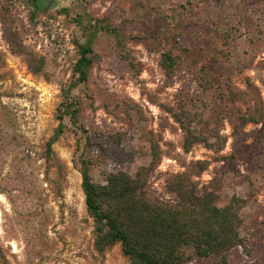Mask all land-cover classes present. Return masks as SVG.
<instances>
[{"label":"rangeland","instance_id":"1","mask_svg":"<svg viewBox=\"0 0 264 264\" xmlns=\"http://www.w3.org/2000/svg\"><path fill=\"white\" fill-rule=\"evenodd\" d=\"M40 3L36 10L9 0V8L25 46L46 57V75L31 73L10 51L0 22V246L7 264H130L119 243L102 254L94 248L78 158L87 146L90 174L103 182L108 172L148 165L151 141L161 153L148 176L153 196L175 200L166 178L186 171L199 187L216 190L218 205L243 198L247 248L231 250L229 260L264 264V0ZM102 17L140 38L126 42L134 65L112 38L97 37L89 80L73 90L81 126L66 118L48 180L41 154L76 59L73 39L86 20ZM162 49L180 58L170 79L159 65ZM166 106L200 114L195 126L209 145L184 151V134ZM259 115L258 122L245 119Z\"/></svg>","mask_w":264,"mask_h":264},{"label":"trees","instance_id":"2","mask_svg":"<svg viewBox=\"0 0 264 264\" xmlns=\"http://www.w3.org/2000/svg\"><path fill=\"white\" fill-rule=\"evenodd\" d=\"M25 1L40 10L39 0ZM35 14L31 11L30 16L33 18ZM0 22L10 51L23 57L31 73L46 75V57L25 46L9 8V0H0ZM100 34L112 38L120 55L134 65L126 42L138 40L139 37L128 35L124 27L112 24L106 17L85 21L80 37L73 39L76 59L71 66L69 80L61 85V101L55 114L57 125L46 140L41 154L48 180L54 165L53 144L66 131V118L74 126H81V106L73 90L81 88L89 80L97 58L94 43ZM179 63V56L173 54L171 49L160 51L159 65L167 79L172 78ZM166 108L184 134V151H189L195 143L209 145L207 136L195 126L200 114L186 108L180 112L169 106ZM259 118L260 115L245 119L258 122ZM84 147L78 158L80 187L87 215L93 222L94 248L98 253L102 254L119 243L122 254L130 264H184L207 257H216L215 264H231L229 252L247 248V239L242 234L243 198L232 195L225 204L218 205L216 190L199 187L186 171L166 178V189L175 195V200L153 196L148 186V176L161 156L156 142H150L151 160L148 165L139 167L134 173L124 170L108 172L103 182L93 180L90 174L92 163L84 152L87 146ZM188 250L192 255L187 254ZM0 259L1 264H7L1 246Z\"/></svg>","mask_w":264,"mask_h":264},{"label":"water","instance_id":"3","mask_svg":"<svg viewBox=\"0 0 264 264\" xmlns=\"http://www.w3.org/2000/svg\"><path fill=\"white\" fill-rule=\"evenodd\" d=\"M40 2H41V0H40Z\"/></svg>","mask_w":264,"mask_h":264},{"label":"flooded vegetation","instance_id":"4","mask_svg":"<svg viewBox=\"0 0 264 264\" xmlns=\"http://www.w3.org/2000/svg\"><path fill=\"white\" fill-rule=\"evenodd\" d=\"M40 1V0H39Z\"/></svg>","mask_w":264,"mask_h":264}]
</instances>
